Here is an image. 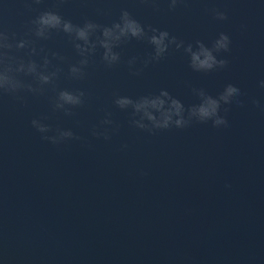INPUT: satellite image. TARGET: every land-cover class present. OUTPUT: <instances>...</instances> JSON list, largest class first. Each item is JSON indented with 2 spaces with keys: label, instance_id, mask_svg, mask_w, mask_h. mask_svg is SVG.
Segmentation results:
<instances>
[{
  "label": "water",
  "instance_id": "1",
  "mask_svg": "<svg viewBox=\"0 0 264 264\" xmlns=\"http://www.w3.org/2000/svg\"><path fill=\"white\" fill-rule=\"evenodd\" d=\"M48 8L101 25L127 9L183 43L151 60L153 46L130 38L113 49L120 61L111 67L97 46L84 78L73 79L68 66L81 57L69 37L36 40L44 51L33 58L46 52L63 71L43 94L0 97V264H264V0H182L174 10L167 0H0V27L22 36ZM214 8L227 20L215 19ZM220 32L231 41L216 53L227 65L193 70L185 46L211 47ZM227 84L240 89L221 104L227 126L149 133L114 103L164 89L187 108L199 103L194 90L215 97ZM59 89L84 91V103L71 115L54 110ZM108 113L113 123L101 124ZM34 118L51 130L38 132ZM58 128L79 139L41 138Z\"/></svg>",
  "mask_w": 264,
  "mask_h": 264
},
{
  "label": "clouds",
  "instance_id": "2",
  "mask_svg": "<svg viewBox=\"0 0 264 264\" xmlns=\"http://www.w3.org/2000/svg\"><path fill=\"white\" fill-rule=\"evenodd\" d=\"M167 2L169 10H174L182 0H167ZM32 3L39 4L40 0H32ZM26 7L31 8V4H26ZM211 11L217 20L223 21L228 18L223 10L214 8ZM53 32L66 34L81 57L76 63L68 66V75L73 79L84 78L89 54L94 53L97 46L103 49L100 57L102 62L111 67L120 61V53L113 49L130 38L146 39L153 46L151 60H159L168 50L169 44H175L178 49L183 43L177 41L175 36H170L167 30L141 25L127 9L120 10L118 21H114L111 25H101L89 19H85L82 24H75L64 18L58 11L48 8L38 11L37 15L29 20L27 31L22 36L18 37L16 32L0 27V97L11 96L15 100L23 101V93L43 94L46 86L54 87L63 69L59 65H53L46 52L40 58V62L33 58L44 51L42 48L37 49L36 40H46ZM230 42V37L220 32L212 41L211 47L206 46L202 41H196L195 49L191 44L186 45L184 51L189 54L190 67L196 71H210L226 66L228 61L223 58L218 59L216 53L227 52ZM51 56L64 60V57L56 52H52ZM134 60L135 57L130 59L128 64L131 65ZM146 63L148 60H145ZM260 85L264 87V80L260 81ZM194 91L199 97V103L187 108L164 89H161L159 94L144 95L136 99L129 96H117L114 103L120 109L131 108L132 118L129 123L149 133L171 127L184 128L193 122L208 123L210 121L213 127L227 126V120L219 114L221 104L230 103V98L234 95L238 96L240 89L227 84L215 97L203 89ZM84 96V91L79 89H59L52 98V107L54 110H63L66 115H71L73 107L84 103ZM253 103L259 106L258 101L254 100ZM108 116L110 113L106 114L101 124L113 123ZM31 124L42 134L51 130L50 125L42 123L38 118L32 119ZM92 134L103 135L105 140L109 139L107 130L97 132L94 128ZM41 138L52 144H59L71 138L79 139L70 129L59 128L55 130L54 135H42ZM140 174L147 175L143 170Z\"/></svg>",
  "mask_w": 264,
  "mask_h": 264
}]
</instances>
